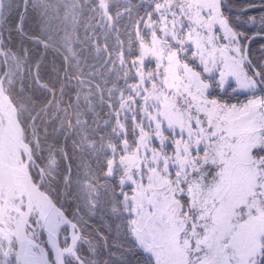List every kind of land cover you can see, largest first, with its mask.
Segmentation results:
<instances>
[{
	"label": "snow or ice",
	"instance_id": "6c2138e0",
	"mask_svg": "<svg viewBox=\"0 0 264 264\" xmlns=\"http://www.w3.org/2000/svg\"><path fill=\"white\" fill-rule=\"evenodd\" d=\"M0 264H264V0H0Z\"/></svg>",
	"mask_w": 264,
	"mask_h": 264
},
{
	"label": "trees",
	"instance_id": "16d2710c",
	"mask_svg": "<svg viewBox=\"0 0 264 264\" xmlns=\"http://www.w3.org/2000/svg\"><path fill=\"white\" fill-rule=\"evenodd\" d=\"M233 2L236 3V4H239V3H243L244 0H233ZM257 2H258V0H257ZM246 27H251V26H246ZM77 35H79V36H82V35H83V28H80V29H79V31L77 32ZM256 47H257V46H254V47H253V51H255V48H256ZM54 58H55L54 55L49 54V56H48V59H49V60H52V59H54ZM230 95H231V94H230ZM240 99L242 100L243 97L241 96ZM233 102H235V100H233ZM58 207H59V206H58ZM137 259H139V257H137Z\"/></svg>",
	"mask_w": 264,
	"mask_h": 264
},
{
	"label": "water",
	"instance_id": "95a60500",
	"mask_svg": "<svg viewBox=\"0 0 264 264\" xmlns=\"http://www.w3.org/2000/svg\"><path fill=\"white\" fill-rule=\"evenodd\" d=\"M41 234L44 235L45 241H46L47 240V234H46V232H39L38 233V241L41 242V236H42Z\"/></svg>",
	"mask_w": 264,
	"mask_h": 264
},
{
	"label": "rangeland",
	"instance_id": "374dc122",
	"mask_svg": "<svg viewBox=\"0 0 264 264\" xmlns=\"http://www.w3.org/2000/svg\"><path fill=\"white\" fill-rule=\"evenodd\" d=\"M242 175H244V173L242 172ZM35 225H33V227H34Z\"/></svg>",
	"mask_w": 264,
	"mask_h": 264
}]
</instances>
